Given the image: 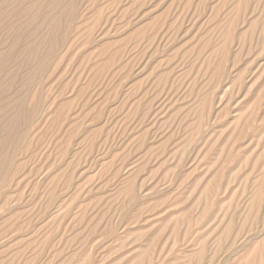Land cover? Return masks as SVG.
<instances>
[{"label": "rangeland", "instance_id": "obj_1", "mask_svg": "<svg viewBox=\"0 0 264 264\" xmlns=\"http://www.w3.org/2000/svg\"><path fill=\"white\" fill-rule=\"evenodd\" d=\"M55 14L34 82L19 86L26 65L7 82ZM0 62V264H123L141 248L142 264H181L264 179V0H0ZM259 213L246 230L233 217L230 251L264 262ZM228 244L215 262L235 264Z\"/></svg>", "mask_w": 264, "mask_h": 264}, {"label": "bare ground", "instance_id": "obj_2", "mask_svg": "<svg viewBox=\"0 0 264 264\" xmlns=\"http://www.w3.org/2000/svg\"><path fill=\"white\" fill-rule=\"evenodd\" d=\"M54 7H58V4L53 5ZM50 7V5L48 6ZM8 8H10V11L12 13H14L13 7H11L10 5L8 6ZM20 22L19 23H14L11 27V29L13 30V28H19L20 27ZM48 27L45 31H42L40 29L36 28V32L38 31V35H35L34 37H30V41L28 43V47L25 49V51H22V53H17L16 57H14L13 61L14 64H12V66L8 69L7 71V75H6V79L7 82L10 83H15L18 82V80H20L19 77V70L26 65L28 72L26 73L25 77L23 78V81L20 80L19 86L21 88H25L28 87L31 83L34 82L35 80V68L37 65V61L42 54L38 53V46H40L41 44H46L49 48H51L53 46V44L55 42H57V38L54 35V32L56 31L57 27L61 24V18L58 15H54L52 16V19H50V21L47 23ZM32 41V42H31ZM218 53H212V55L206 60V62H204L203 66L201 69V73L203 74L205 72V70L208 68L207 65L211 64V61H213V59H215L217 57ZM115 58V55L113 57H110L108 60H105L103 63H98L96 64L93 68H92V72L94 76V79L101 76L103 74V72L105 71V68L108 64H110L111 60H113ZM0 65L2 66L3 63L0 62ZM25 68V67H24ZM93 79V78H92ZM84 87L80 89V93H82L84 91ZM11 107V109H10ZM199 107V106H198ZM10 110L9 114L8 111ZM14 113V109L12 106L7 107V111H6V118H7V126H16V125H20L21 122L19 121L20 118L12 116ZM189 115V113L187 114ZM186 119V117H185ZM186 121V120H185ZM197 125L196 127H193L192 131L195 129H197L198 123L199 121L197 120V122H195ZM245 156V154H244ZM246 158V157H245ZM2 159L0 158V170L2 167ZM135 174V173H134ZM133 174V175H134ZM132 175V176H133ZM130 176V178L132 177ZM126 179V178H125ZM128 179V178H127ZM127 188L129 195H133L134 193V184L132 183L131 179H128L125 183ZM208 186V185H207ZM255 191H250V195L245 199L244 201V209L241 212H235L233 213L232 217L230 218L229 222L227 223L226 228H224V230L221 233V237L217 238L216 240H214V242L212 243L213 246L211 248V250H209L208 255L206 254V250L205 247L207 245V242L204 239H198L197 241V247L198 250L196 251H191L189 252H185L183 253V257H181V264H190V263H194V264H204V261L206 259V257L208 256V261L207 264H231V260L230 259H225V260H221L220 262L218 261H214L215 258L218 256V254L222 251V249H224V241L227 240V243H229L226 247L227 250L224 251V253L226 251H230V249L236 244L235 242H237V231L235 229H233V217L234 216H238L242 218V222L240 224L241 228H244V230L248 229V228H252V226L258 222H260L261 219V215L259 213L260 209H264V179H262V183L260 184V186L255 187ZM124 189V188H123ZM245 192V191H244ZM83 214V213H82ZM79 220L83 221L84 220V214L79 216ZM168 219H163L160 220L161 224L166 223ZM166 221V222H165ZM96 226H93L92 231L94 232V230H97V228H95ZM253 232V230H252ZM148 234V233H147ZM153 234V233H151ZM73 238V237H72ZM69 241V239H67ZM244 241H242L241 247H239V249H234L231 250L229 252L228 256H239L237 261L235 262V264H264L263 260H262V252L259 251L256 247L251 248V246H247L245 244H243ZM150 246V245H149ZM149 248L151 247H147V249L149 250ZM146 249V251H147ZM243 254H240L242 253ZM81 254V253H80ZM147 256L145 249L141 248L136 250V252L130 257L127 258L125 260V262L123 264H142L144 262V257ZM70 259L68 262L73 263L76 262L77 264H88V260L87 257H85L84 255H80L78 256L80 260H77V254L75 255L72 254L71 256H69ZM67 259V260H68ZM113 264V263H112Z\"/></svg>", "mask_w": 264, "mask_h": 264}]
</instances>
